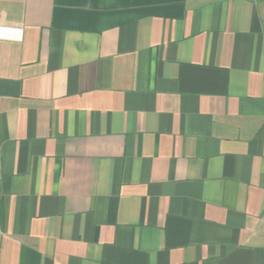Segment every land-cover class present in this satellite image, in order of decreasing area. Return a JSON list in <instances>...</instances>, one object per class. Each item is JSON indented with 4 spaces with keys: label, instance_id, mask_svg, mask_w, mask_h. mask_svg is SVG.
I'll return each instance as SVG.
<instances>
[{
    "label": "crops",
    "instance_id": "obj_1",
    "mask_svg": "<svg viewBox=\"0 0 264 264\" xmlns=\"http://www.w3.org/2000/svg\"><path fill=\"white\" fill-rule=\"evenodd\" d=\"M0 264H264V0H0Z\"/></svg>",
    "mask_w": 264,
    "mask_h": 264
}]
</instances>
